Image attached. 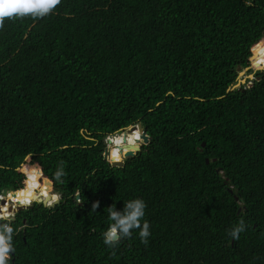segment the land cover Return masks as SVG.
<instances>
[{"label": "trees", "instance_id": "16d2710c", "mask_svg": "<svg viewBox=\"0 0 264 264\" xmlns=\"http://www.w3.org/2000/svg\"><path fill=\"white\" fill-rule=\"evenodd\" d=\"M262 64L264 0H60L4 16L0 194L61 197L0 220L6 264H264V66L229 91L238 68ZM137 123L149 144L112 166L106 138ZM109 142L122 162L142 132ZM137 196L147 242L134 229L108 247L107 206Z\"/></svg>", "mask_w": 264, "mask_h": 264}, {"label": "clouds", "instance_id": "9594fccd", "mask_svg": "<svg viewBox=\"0 0 264 264\" xmlns=\"http://www.w3.org/2000/svg\"><path fill=\"white\" fill-rule=\"evenodd\" d=\"M59 2L60 0H0V21H2L5 12H12L13 9H15L14 13H19L20 15L32 14L35 16H44L51 12ZM125 129L108 136L106 138L107 146L110 138L120 133L123 134ZM116 155L114 152L113 156ZM63 174L64 163L61 161L57 165L54 175L57 179H60ZM1 194L3 195V193ZM51 194L54 195L56 193ZM98 203L97 201L92 204V210L95 211ZM47 206H51V203L48 202ZM146 206L145 200L138 196L124 201L123 207L119 209L113 206V204L107 206L108 225L102 233L104 244L110 248H115L119 240L132 235L134 229H138V235L141 241L146 243L151 234L148 221L142 219L145 216ZM14 217L0 218V220H12ZM246 227L247 225L244 219L240 218L230 229L231 237L233 239L238 238L239 233L243 232ZM12 231L13 229L9 224L0 226V264H6L8 254L12 249Z\"/></svg>", "mask_w": 264, "mask_h": 264}, {"label": "water", "instance_id": "95a60500", "mask_svg": "<svg viewBox=\"0 0 264 264\" xmlns=\"http://www.w3.org/2000/svg\"><path fill=\"white\" fill-rule=\"evenodd\" d=\"M259 69H262V68L260 67ZM238 71L240 73L241 72V69L238 68ZM249 85H252V84H249ZM236 88H239V84H235L234 86H232L229 89V91L234 90ZM134 128H138L142 132L143 144L138 148L137 151H129V152H127V154L125 156V160L122 161V162H111V160H109L110 154H111L110 142H112V141L110 140V142H109V140H108V146L105 148V151H104V160L108 161L112 166H114V167H123L125 165L126 159L135 156V154L141 150V148H142L143 145L149 144L150 137L146 133V131H145L142 123H137L136 125H132V126L126 128L125 130H127V129H134ZM207 162H208V160H207ZM11 192L12 191L9 190V189H4L2 193H3V196L5 198H7L10 195ZM45 195L46 194L44 193V191H41V190L35 192L34 193V197L31 200H28L29 201V204L28 205H24V204H18L17 205L16 202H14L13 200H10V199L7 200L10 204H12L11 206H9V211L13 213L11 216H8L7 218L14 217L15 214H17L20 211H24V210L30 209L34 205V203H36V202L37 203H43L45 206H47L48 205V202H50L51 203V206H53V205L59 203V201H60V199H58V198L57 199L56 198L54 199L53 198V194H51L49 197H47ZM77 198L79 199L80 196L78 195ZM7 201H5L4 199H1L0 200V204L1 205H5L7 203ZM14 203H15L16 206L13 205ZM1 205H0V211H1Z\"/></svg>", "mask_w": 264, "mask_h": 264}, {"label": "rangeland", "instance_id": "374dc122", "mask_svg": "<svg viewBox=\"0 0 264 264\" xmlns=\"http://www.w3.org/2000/svg\"><path fill=\"white\" fill-rule=\"evenodd\" d=\"M264 65H261L260 67H263ZM260 67H257L255 69H244L241 70L240 73H238V79L237 84H239V88L243 85L245 86H251L250 81H253L255 79L254 71L258 70ZM250 80V81H249ZM238 87V86H237ZM58 199H60V196L58 195Z\"/></svg>", "mask_w": 264, "mask_h": 264}, {"label": "bare ground", "instance_id": "6f19581e", "mask_svg": "<svg viewBox=\"0 0 264 264\" xmlns=\"http://www.w3.org/2000/svg\"><path fill=\"white\" fill-rule=\"evenodd\" d=\"M263 68H264V67H263ZM39 190L44 191L45 193H50V191H48L45 187H41ZM34 193H35V192H34ZM34 193H32V194H24V195H32V196L34 197ZM13 194H16V197H15V198H16L17 200H19V199H20V196L22 195V194H18V193H15V192H11L10 195H9L7 198L4 197V200H5V201H7V200H9V199L12 200L11 197H12ZM57 198H58V195H57Z\"/></svg>", "mask_w": 264, "mask_h": 264}, {"label": "snow or ice", "instance_id": "6c2138e0", "mask_svg": "<svg viewBox=\"0 0 264 264\" xmlns=\"http://www.w3.org/2000/svg\"><path fill=\"white\" fill-rule=\"evenodd\" d=\"M15 12V9L12 10V12H5L3 15L4 16H10L11 14H13Z\"/></svg>", "mask_w": 264, "mask_h": 264}, {"label": "built area", "instance_id": "2783aa9c", "mask_svg": "<svg viewBox=\"0 0 264 264\" xmlns=\"http://www.w3.org/2000/svg\"><path fill=\"white\" fill-rule=\"evenodd\" d=\"M1 199H4V197H3V195H2V194L0 195V200H1ZM0 205H1V204H0ZM13 205H15V204H13Z\"/></svg>", "mask_w": 264, "mask_h": 264}]
</instances>
